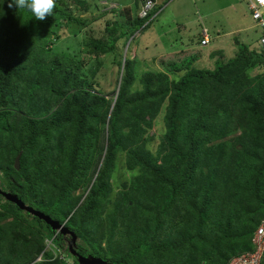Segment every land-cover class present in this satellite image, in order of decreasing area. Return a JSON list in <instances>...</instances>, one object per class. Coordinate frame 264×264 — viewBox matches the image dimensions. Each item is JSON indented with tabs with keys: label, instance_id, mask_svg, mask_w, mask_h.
Instances as JSON below:
<instances>
[{
	"label": "trees",
	"instance_id": "16d2710c",
	"mask_svg": "<svg viewBox=\"0 0 264 264\" xmlns=\"http://www.w3.org/2000/svg\"><path fill=\"white\" fill-rule=\"evenodd\" d=\"M78 4L88 8L55 0L37 21L0 0V187L66 220L80 250L113 264H228L253 250L264 220V45L236 39L213 68L177 54L138 71L117 42L154 11L123 9L93 36ZM63 28L84 37L78 49L55 45ZM107 56L110 92L95 76ZM120 160L123 180L113 177ZM54 233L0 196V264H65L45 249Z\"/></svg>",
	"mask_w": 264,
	"mask_h": 264
},
{
	"label": "rangeland",
	"instance_id": "374dc122",
	"mask_svg": "<svg viewBox=\"0 0 264 264\" xmlns=\"http://www.w3.org/2000/svg\"><path fill=\"white\" fill-rule=\"evenodd\" d=\"M84 1L86 2L88 8L86 9L84 6H80L78 4L79 9H77V10L74 9V11L76 13H78V14L80 13L83 16L87 17L88 19L92 20L93 23H91L88 26V28L92 29L91 33L93 36L94 35L98 36L102 33V29H103V25L105 23V20H108V19L109 20L110 19L121 20L122 17L120 16L119 12H120V10H122L123 6H129L131 8V10H132L131 16H135L136 11H137L136 8L133 7V5L131 4V2L133 0H112L113 3H115V4L117 3L112 11H107L106 9H104L105 6L102 2H99L100 0H84ZM107 1H109V0H107ZM231 1L234 2L238 11L242 12L241 9L244 8L245 4L241 0H231ZM167 2H168V4L163 8L162 12L160 14H158L157 18L152 19L150 21V26H148L146 28V29H148L150 27L148 32H150V34H151L152 31H154L155 33L166 32L169 29V26H171V27L174 26L175 28L173 31L169 32V34L167 36H163L161 38L163 43L165 41V45L169 42L168 38L172 37L171 40L175 41L177 48H184V46L180 45V40L176 41L177 35H179L178 39L181 37L182 39L184 38L185 42H189V44H191L190 41H193V43H194V37L193 36H191L190 40H187L188 34L191 30L197 31V25L196 24H197V21L200 19L199 16L201 14H204V12H206V11H211L212 18H213L211 21V25H213V23H218L222 28L229 29V28H233V26L236 24L235 19H231L229 21L228 16L230 15V12H229L228 8L223 7V8H219V10L216 9L217 8L216 5L218 3H220L222 6L224 5V0H204V2H202V0H167ZM195 6L199 7V9L201 11L200 13L197 12L198 7L195 8ZM245 7H246V5H245ZM245 11H247V10L245 9ZM148 20H150V18ZM192 20H194V21H192ZM214 20H215V22H214ZM177 24L180 25V31L177 30ZM182 25H185V27L183 28ZM62 30H63V38L59 39L55 44L58 47V49L60 47L65 48L67 46H70L71 49L76 50L80 47L79 43L83 44L82 42L84 40V37L82 35L79 34L78 36H75V35L68 36V35H66V33H64L65 28H63ZM142 31L143 30H139L135 33V36L139 33L138 36L136 37V40L139 43L141 42L142 37L140 36V34ZM161 43L158 42L157 46H154V44H150V48L148 51H146V54L152 53L154 50L159 49L162 46ZM196 45H197V43H196ZM166 47L170 48V46H167V45H166ZM117 48H118L119 52L122 54L125 53V55H129L131 57L137 56L138 62L136 64V66H137L138 71H142L145 67L144 65H148V63H146L145 61L141 62V59H139L142 57V55L140 53L141 52L140 49L142 48V46L140 44L137 43L135 45V44L131 43L129 45V47L126 49L125 46H123V40H119L117 42ZM197 49H199V48H197ZM203 49L207 50L205 47H203ZM215 55H216V53H214V56ZM138 56H139V58H138ZM110 57L111 56H107L104 58L102 66H99L97 68L96 75H95L96 79L100 80L102 87L107 92H110L113 89V82L115 81V77L113 78L110 75L112 70L114 69V66H113V63L111 62ZM215 58H218V55H216ZM152 64L154 65V68H156V65H157V67L159 66L158 63H155V62H153ZM201 65H205V66H201ZM92 66L93 67L96 66V63H94ZM192 66L196 67V68H203V67L213 68L214 63L212 62L211 59L207 58V59H202L201 61L194 60L192 62ZM89 67L90 66H88L87 68H89ZM149 68L150 69H147V70H153L152 66H149ZM103 73L106 74L105 78L100 77ZM162 117H163V110L156 117L155 123L153 124L152 131L150 132L152 135L155 132L159 134V132L161 131L160 125H163ZM156 133L154 134L155 135L154 141H156L158 138V135ZM121 163H122V160H120V163H118V167L115 169L113 177L118 176L119 179L123 180L126 177H128V175H126L127 174L126 169L121 165ZM1 174L2 173L0 171V176H1ZM0 183H1V180H0ZM37 259H41V258L38 257Z\"/></svg>",
	"mask_w": 264,
	"mask_h": 264
},
{
	"label": "crops",
	"instance_id": "0c3cea01",
	"mask_svg": "<svg viewBox=\"0 0 264 264\" xmlns=\"http://www.w3.org/2000/svg\"><path fill=\"white\" fill-rule=\"evenodd\" d=\"M202 2H204V0H202ZM158 3L160 6L155 9V12L152 14L154 16L151 18V20L157 18L158 14H160L163 8L168 4L167 0H158ZM131 4L138 11V7H139L138 3L135 0H133ZM216 6H217L216 8L217 10L223 7L229 9L230 12V15L228 16L229 21L231 19L236 20L235 22L236 24L233 26V28L225 29L222 28L218 23H213V25H211V21L213 19L211 11H206L204 12V14H201L199 16L200 19L197 21L196 24L197 31L191 30L188 34L187 40H190L191 36H193L194 43L193 41H190L191 44H189V42H185L184 38L182 39L181 37L178 39L179 35H177L176 41L180 40V45L184 46V48H177L175 41L171 40L172 37L168 38L169 42L166 44L167 46H170V48L166 47L165 41L163 43L161 40L163 36H167L169 32L174 30L175 28L174 26L172 27L169 26V29L166 32L155 33L154 31H152L153 34L152 33L150 34V32H148L150 27L148 29H144L140 34V36L142 37L140 43L136 40V37L138 36L139 33L136 36H134L130 44L132 43L136 45L138 43L142 46V48L140 49L141 51L140 53L142 55L141 62L145 61L146 63H148V65H144L145 67L143 71L150 69L149 66H152L153 70L160 69V66L157 67V65L156 68H154V65L152 63L153 62L157 63V60L159 58L169 59L175 57L177 54H180L181 56L183 55L185 58H191L197 55L196 61H201L202 59L208 58L211 59L212 62L214 63L216 60L215 58L216 55L219 56L223 54L225 56L230 57L236 52L237 50V43L235 41L236 39H239L241 42L250 43V45L252 46L253 45L257 46L256 40L259 38L261 31L260 28L255 24V22L251 18L250 12L248 8L245 7V5L244 8L241 9L242 12L238 11L234 2L231 0H224L223 6L220 3H218ZM196 7L198 6H195V8ZM123 8L124 9L129 8V14L132 15V10L129 6H123ZM245 9L249 13L245 11ZM137 11L135 15H137ZM197 12L198 13L201 12L199 7ZM148 26H150V23ZM182 27L184 28L185 25H182ZM203 27H205L208 30V34H209V42L205 45H201L200 43H198L199 34ZM177 30L180 31V25L178 24H177ZM158 42L161 43L162 46L159 49L154 50L152 53L146 54V51H148L150 48V44H154V46H157ZM203 47H205L207 50H204ZM214 53H216L215 56ZM201 66H205V65H201Z\"/></svg>",
	"mask_w": 264,
	"mask_h": 264
},
{
	"label": "built area",
	"instance_id": "2783aa9c",
	"mask_svg": "<svg viewBox=\"0 0 264 264\" xmlns=\"http://www.w3.org/2000/svg\"><path fill=\"white\" fill-rule=\"evenodd\" d=\"M251 13L252 19L262 29L259 41L264 45V0H242ZM140 8L138 15L145 17L156 5V0H139ZM209 42L208 30L203 27L200 31V44L205 45ZM54 237V236H53ZM53 237L46 239V248L50 249L53 256L52 258L59 257L65 264H76L72 258L68 257L65 253L66 245H59L53 242ZM253 250L242 252L241 254L233 257L228 264H262L264 253V220H262L254 231L252 237Z\"/></svg>",
	"mask_w": 264,
	"mask_h": 264
},
{
	"label": "water",
	"instance_id": "95a60500",
	"mask_svg": "<svg viewBox=\"0 0 264 264\" xmlns=\"http://www.w3.org/2000/svg\"><path fill=\"white\" fill-rule=\"evenodd\" d=\"M128 42L126 43L125 48H127ZM124 55H125V53H124ZM122 68H123V63L121 66V70H122ZM119 84H120V78H119V81H118V84L116 87V93L118 91ZM113 103H112V105H113ZM19 157H20V153L15 157V160H14V166L16 169L19 168ZM0 196L4 200L14 203L21 210L45 221L46 224H48L54 232L58 231L61 235H68L69 236V240H68L69 244L67 247V253L70 254L73 258H75V260L78 264H113V263L109 262L108 260H106L102 257L96 256L92 253L88 252L86 254H81L80 252H78V250L76 248L78 237L73 230H71L69 227H67L65 225L66 220H64L63 222H59L58 220L52 218L51 216L44 213L43 211L36 209L33 206L25 203L20 197H18L17 194H15L11 191L4 190L1 187H0Z\"/></svg>",
	"mask_w": 264,
	"mask_h": 264
},
{
	"label": "clouds",
	"instance_id": "9594fccd",
	"mask_svg": "<svg viewBox=\"0 0 264 264\" xmlns=\"http://www.w3.org/2000/svg\"><path fill=\"white\" fill-rule=\"evenodd\" d=\"M137 3H138V5H139V7H138V11H139V8H140V3H139V0H135ZM242 1V0H241ZM99 2H102L103 4H104V6H105V8L104 9H106L107 11H112L113 10V8L116 6V4L115 3H113L112 2V0H109V1H107V0H100ZM243 2V1H242ZM110 5H109V4ZM244 3V2H243ZM245 4V3H244ZM246 5V4H245ZM7 6H8V8H15V9H27V10H29L31 13H32V16H33V18L35 19V20H37V21H44V20H46L51 14H52V12H53V10H54V8H55V0H7ZM160 5H159V3H158V0H156V5L152 8V10L151 11H154L155 12V9L156 8H158ZM110 7V8H109ZM246 7H247V5H246ZM124 9V8H123ZM122 9V10H123ZM121 11V10H120ZM138 11H137V14H138ZM153 12V13H154ZM250 12V11H249ZM120 13V12H119ZM152 13V14H153ZM151 14V16L149 17L150 18V20H147L146 21V23L147 22H149V21H151V18L154 16V15H152ZM139 16V15H138ZM250 16H251V13H250ZM140 17V16H139ZM146 17V16H145ZM141 18H144V17H141ZM251 18H252V16H251ZM254 21V20H253ZM255 22V21H254ZM145 23V24H146ZM255 24H256V22H255ZM257 25V24H256ZM258 26V25H257ZM259 27V26H258ZM260 28V27H259ZM139 30H141V29H139ZM139 30H137V31H139ZM136 31V32H137ZM260 33H262V29L260 28ZM135 32V33H136ZM261 35V34H260ZM260 35H259V38H260ZM134 36H135V34H134ZM133 37V36H132ZM132 37H130L129 38V42H128V44L130 43V41H131V39H132ZM199 42H200V34H199ZM202 45V44H201ZM259 45H261L262 46V44L260 43V41H259ZM127 49V48H126ZM57 232L58 231H56L55 233H54V237H53V242H55L56 243V241L54 240V238L56 237V234H57ZM60 234V233H59ZM51 237V238H52ZM61 243V242H60ZM68 247V246H67ZM67 247H66V251H65V253H66V255L68 256V257H70V258H72L73 259V261L76 263V264H78L77 262H76V260H75V258H73L70 254H68L67 253ZM45 249H47L46 248V244H45ZM43 253V252H42ZM42 253L38 256V257H40L41 259H42ZM37 257V258H38ZM41 259H37V260H41Z\"/></svg>",
	"mask_w": 264,
	"mask_h": 264
},
{
	"label": "flooded vegetation",
	"instance_id": "af4514ba",
	"mask_svg": "<svg viewBox=\"0 0 264 264\" xmlns=\"http://www.w3.org/2000/svg\"><path fill=\"white\" fill-rule=\"evenodd\" d=\"M57 238H59L58 240L61 242V244L68 246V240H69V236L68 235H61L59 236V232H57L56 234ZM79 242L81 243V241H79V239H77V245L76 248L78 250V252H80L81 254H86L88 253L87 251L84 250H80L79 248Z\"/></svg>",
	"mask_w": 264,
	"mask_h": 264
}]
</instances>
